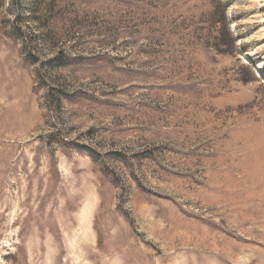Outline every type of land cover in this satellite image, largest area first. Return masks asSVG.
I'll return each instance as SVG.
<instances>
[{
    "label": "rangeland",
    "instance_id": "rangeland-1",
    "mask_svg": "<svg viewBox=\"0 0 264 264\" xmlns=\"http://www.w3.org/2000/svg\"><path fill=\"white\" fill-rule=\"evenodd\" d=\"M0 264H264V0H0Z\"/></svg>",
    "mask_w": 264,
    "mask_h": 264
}]
</instances>
